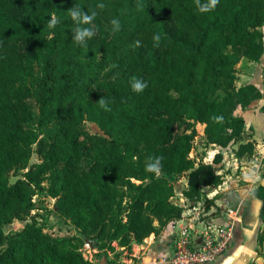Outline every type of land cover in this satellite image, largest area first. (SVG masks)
<instances>
[{
	"label": "trees",
	"instance_id": "obj_1",
	"mask_svg": "<svg viewBox=\"0 0 264 264\" xmlns=\"http://www.w3.org/2000/svg\"><path fill=\"white\" fill-rule=\"evenodd\" d=\"M73 5L95 12L79 25L95 32L84 46L73 40ZM263 55L264 0H219L207 13L195 0H0V264H93L86 241L119 256L179 219L178 192L196 202L224 181L222 152L213 163L192 156L199 123L208 144H239L238 160L254 155L236 110L264 92L237 85L238 64ZM133 77L147 84L142 92ZM155 157L159 177L146 171ZM263 181L254 194L264 219ZM52 213L68 234L46 231ZM15 220L24 226L7 232Z\"/></svg>",
	"mask_w": 264,
	"mask_h": 264
},
{
	"label": "crops",
	"instance_id": "obj_2",
	"mask_svg": "<svg viewBox=\"0 0 264 264\" xmlns=\"http://www.w3.org/2000/svg\"><path fill=\"white\" fill-rule=\"evenodd\" d=\"M240 68H243L242 73H239ZM238 69V77L240 74L242 77L246 76L248 78L244 84L254 83L264 92V55L260 62L244 58L238 64ZM262 100H264V97L254 101L249 107L243 110L251 108L256 102L259 104ZM246 122L248 127L249 124L247 119ZM252 139L258 142L255 138V134ZM210 145L212 149L209 151L208 156L205 157V162L207 163H213L215 155L219 152H222L224 155L227 148L216 144ZM257 145L261 146L262 143L258 142ZM224 158L225 157H223V161ZM235 164L236 165L231 167L232 171L229 169V166L225 167V164H218V166H221L219 168V173L223 174V183L217 188L213 187L211 191L208 189H204V191L208 192V198H210L216 193V189L219 190L216 196L214 195L213 198H210V202L212 201L217 207H220L221 202L227 201L231 205H240L243 214L242 221L237 223L234 238L227 251L215 261L206 262L204 264H264V256L260 253V246L263 244H260L258 241L260 232L264 230L263 203L254 194V189L257 186L256 183L258 180L254 177L248 179L251 174H248L247 166H242L241 168H244L242 169L243 173L248 175L246 180L250 181H246L245 178L239 180L233 178L235 171L239 168L238 164ZM255 172L259 175V168H257ZM220 194L224 196L221 197ZM183 198V193L178 192L174 200L177 203H182ZM174 231V225L170 223L165 226L158 235L151 234L142 242H134L137 245L136 249H142L143 251L138 261L141 262V264H151L152 260L169 254L173 249ZM122 256V249L119 256H116V254L114 255L109 249L100 250L97 248L96 258L93 264H120Z\"/></svg>",
	"mask_w": 264,
	"mask_h": 264
},
{
	"label": "built area",
	"instance_id": "obj_3",
	"mask_svg": "<svg viewBox=\"0 0 264 264\" xmlns=\"http://www.w3.org/2000/svg\"><path fill=\"white\" fill-rule=\"evenodd\" d=\"M215 192L216 196L219 190ZM210 198L207 193L205 198L196 202L184 197L182 203H178L182 213L173 222V249L169 254L152 260L151 264H204L215 261L227 251L237 223L242 221L241 207L227 201L221 202L220 208L210 202ZM136 247L133 243L131 247L123 248L120 264H141L138 260L143 251ZM81 251L85 259L95 262L97 247L90 241L85 242Z\"/></svg>",
	"mask_w": 264,
	"mask_h": 264
},
{
	"label": "rangeland",
	"instance_id": "obj_4",
	"mask_svg": "<svg viewBox=\"0 0 264 264\" xmlns=\"http://www.w3.org/2000/svg\"><path fill=\"white\" fill-rule=\"evenodd\" d=\"M242 69L240 68L239 73H242ZM248 78L246 76L242 77L239 74V77L237 79V85H243ZM254 104L251 108L247 110H243L241 107H239L236 110V113L238 115H241L247 119L249 126L247 127V138H253L255 134V138L258 140V142L262 143L261 146L257 145L256 151L254 155L252 156H246L241 160H238L235 156L234 150L239 146V144H230L224 152V161L220 162L219 164H225L224 166H229L230 170L231 167L238 164L239 168L235 171L233 178L236 180L244 179L246 180L247 174L243 173L244 168H241L242 166H247L248 174H251L253 171L257 170L259 168V177L260 179L257 181L256 185H258L262 179L264 174V100L259 102V104ZM198 136L195 139V146L192 152V156L199 162V161H205V157L208 156L209 151L212 149V146L206 142V136L204 133V124L199 123L198 124ZM87 128L91 131H97L99 128L96 124L92 122H87ZM257 142V143H258ZM39 156L37 153H34L32 157V161H38ZM232 171V170H231ZM250 181V180H246ZM180 182H187L186 176H182L180 179ZM221 197H223V194H220ZM39 200V198H36ZM43 203L48 208H54L55 199L51 197H45L42 199ZM46 209L38 208L33 211V214L37 216V219L42 222L43 216L42 214H46ZM31 220V218L29 219ZM49 228L46 229V231L52 233L53 235H65L68 234V227L64 225V223L54 214L52 213L49 216ZM25 221L22 220H15L11 225L7 227V232L14 231L17 229H20L24 226ZM51 227V228H50ZM62 227V229H60ZM260 253L264 256V244L260 246Z\"/></svg>",
	"mask_w": 264,
	"mask_h": 264
},
{
	"label": "clouds",
	"instance_id": "obj_5",
	"mask_svg": "<svg viewBox=\"0 0 264 264\" xmlns=\"http://www.w3.org/2000/svg\"><path fill=\"white\" fill-rule=\"evenodd\" d=\"M197 9L200 13H207L216 8V6L219 3V0H206L205 3H201V0H195ZM99 8L105 7L104 4H99L97 5ZM68 13L71 16L72 20L76 23L77 27L74 30V35H73V40L78 44V45H86L87 40L91 39L94 35L95 32L91 28L87 27H80L79 25H88L91 24L95 17V12H92L89 14L88 12L83 11L82 7L80 5H73L71 8L68 9ZM58 23V19L53 16L51 20L49 21L48 27L50 29L55 28V26ZM111 24L113 25V31H119L120 30V21L118 19H113L111 21ZM153 39L158 43L160 40V36H154ZM136 47L140 46V42L137 41L135 44ZM131 87L134 92H142L146 87L147 84L145 82H142L139 79H136L135 77L132 78L131 81ZM99 105L102 108H105V110H110L107 108V101L101 97L98 100ZM217 122L222 120V117H215L214 118ZM149 163L146 164V171L149 173H154L157 177L161 175L162 172V164H161V158L160 157H155V158H150ZM255 178L257 180L260 179L259 175L256 174L255 171L251 173V175L248 177V179Z\"/></svg>",
	"mask_w": 264,
	"mask_h": 264
},
{
	"label": "water",
	"instance_id": "obj_6",
	"mask_svg": "<svg viewBox=\"0 0 264 264\" xmlns=\"http://www.w3.org/2000/svg\"><path fill=\"white\" fill-rule=\"evenodd\" d=\"M217 95H222V96H225L226 95V92H224L223 90H220V91H218V93H217ZM263 183H264V181H263ZM204 189H208V190H213V187H205ZM88 241H90L95 247H96V242L95 241H93V240H88Z\"/></svg>",
	"mask_w": 264,
	"mask_h": 264
}]
</instances>
